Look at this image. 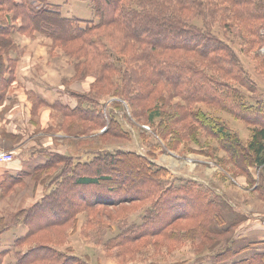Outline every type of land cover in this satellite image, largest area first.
<instances>
[{
  "label": "trees",
  "instance_id": "16d2710c",
  "mask_svg": "<svg viewBox=\"0 0 264 264\" xmlns=\"http://www.w3.org/2000/svg\"><path fill=\"white\" fill-rule=\"evenodd\" d=\"M88 1L98 22L67 17L62 7L50 0H0V13H8L0 18V102L16 78V61L14 67L8 64V55L18 49L14 34H44L78 63L79 78L95 77V97L84 98L75 108L55 103L68 121L64 124L68 133L77 130H73L75 122L69 121H82L88 132L79 129V135L108 125L107 135L112 138L128 136L112 108H105L96 98L112 94L127 101L136 121L152 124L170 145L197 141L200 132L217 138L233 165L254 182L259 170L264 172V95L258 94L256 82L235 49L211 28L217 19L223 21L224 26L237 31L248 51L256 50L264 58V0ZM200 16L204 27L192 23ZM228 19L232 22L227 23ZM18 21L22 24L16 25ZM116 102L114 110H124L122 102ZM201 104L225 111L252 127L250 139L244 143L221 118L199 109ZM96 137L74 143L102 142ZM79 153H52L37 169L59 170L43 198L28 209L1 216L0 236L20 224L28 229L14 242L12 264H85L82 257L55 247L61 237H67L66 229L76 228L81 214L88 215L87 230L97 235L113 233L105 248L118 249L121 256L144 241L159 248L160 238L169 243L210 241L206 251L219 239L231 236L223 250L211 253L214 263L264 264V234L240 243L236 232L243 219L238 213L229 216L228 196L191 179L169 183V169L136 152L99 148L95 153ZM83 157L89 160L81 161ZM21 181L24 179L7 176L2 194ZM258 187L264 200V186ZM123 203L141 205L116 224L102 220V209ZM137 214L141 222L131 223ZM182 220L191 227L175 224ZM256 245L263 246V252L251 251ZM247 251L249 257L238 258ZM9 253L8 249L0 252V264Z\"/></svg>",
  "mask_w": 264,
  "mask_h": 264
},
{
  "label": "rangeland",
  "instance_id": "374dc122",
  "mask_svg": "<svg viewBox=\"0 0 264 264\" xmlns=\"http://www.w3.org/2000/svg\"><path fill=\"white\" fill-rule=\"evenodd\" d=\"M66 1L50 0V4L61 5L62 13L65 16H73L83 21H99L88 0ZM4 15L6 17L8 13L6 11L0 13V18ZM228 22L231 23L232 21L228 19ZM192 23L204 27V18L201 16L197 19L195 18ZM21 24L22 21L16 23V25ZM238 25L236 23V27ZM211 29L212 33L219 35L235 49L250 77L256 82L258 94L264 95V58L258 56L254 48V52L248 51L247 45L238 35L237 31L224 26L223 21L217 19L216 22H213ZM14 39L18 45V49L8 55L11 58L8 64L14 67L16 61L17 72L18 60L14 56H22L24 61L20 64L26 67L30 80L25 82L22 87H16L14 85L15 81L11 83L5 98L0 102V136L4 140L3 145L0 146V154L5 155V158L10 154L13 155L9 161L0 159V165L17 164V158H15L14 154L15 150L20 152V150H24L25 148L37 147L39 145L35 144L42 141L52 145V148L60 150L61 154L64 155L69 154L71 150L79 151V154L85 150L95 153L99 151V148L110 151L124 150L136 152L144 156L148 161L169 169L172 172L169 177V183L179 184L184 179H191L198 182L205 189H211L232 199L236 206H240V210L230 203L229 211H231V215L229 216L231 217L233 214L238 213L243 219V222L237 227L238 232H236V236L240 238V243H244L245 240L248 241L244 236V231L250 225L249 223L253 219L252 215H264V200L259 194L260 190L258 187L264 186L263 171L259 170L254 182L248 180L243 172L233 165L230 154L219 145L218 139L209 137L204 132H200L197 141H185L184 143H173L170 145L168 140H164L152 124L146 121L142 123L136 121L130 112V106L127 101H123L118 96L112 94L96 98L100 100L102 106L105 108H112L113 113L115 112L121 123L123 122L126 131L130 133L128 136L112 138L107 135L108 125L102 128H94L93 133L89 135H79V129L84 130L83 133L88 132L85 127L86 123L82 121L80 123H78L79 121H69V123L75 122L76 128L73 130L77 129V133H68L64 129V124L67 125L68 121L65 122V117L60 113V106L56 105V102L52 103V100L54 101L55 98L54 95L56 92H61L66 103H57H61L62 107L75 108L84 98L95 97L94 92H92L95 77L90 74L83 79L79 78L77 75L78 63H75L70 58L65 49L57 46L52 38L44 34L36 32L33 34L15 33ZM21 43L24 44V47H21L23 51L19 45ZM35 45L39 47L37 48ZM116 52L119 53L118 48H116ZM9 71L10 69L6 74L8 77L10 75ZM41 86L48 87L51 95L49 103L42 98L38 99L37 96H34L36 94L32 92L33 88ZM108 90L111 93L112 90ZM248 94L251 96V93ZM116 101L122 102L124 110H114ZM175 101L180 102V99L177 98ZM198 108L208 115L221 118L220 120L227 124V128L236 133L244 143L250 139L252 127L243 121L235 119L225 111L205 104L199 105ZM93 136H97L96 138L102 140V142L95 144L92 141L89 142V145L87 143L79 145L74 143L87 140V138ZM80 160L88 161L89 158L83 157ZM40 166L42 164L37 165L33 173L37 174L38 181L44 182L45 188H47L54 177L59 174V170L52 169L47 172L46 170L38 172L37 169ZM25 173L27 175L33 174L31 172H23L20 175L12 176L24 179ZM21 186V184L17 185L15 189L4 195L5 200L0 204V218L8 214L6 211L13 212L11 209L14 208L16 210L30 208L45 195V192L36 193V190L33 191L32 196L14 195L16 190ZM25 189H22L21 193ZM27 191L30 192L32 189L28 188ZM140 205L139 203H123L118 206H111L107 210L102 209V220L105 223L116 224L123 218L124 214L130 213ZM87 217V214H81L76 228L70 231L66 229L67 237H61L57 245H55L63 253L75 254L82 257L85 264H216L213 261L214 259L210 257L212 256L211 253L218 249L223 250L226 242L231 239V236L229 239H219L214 247L207 248L205 251L206 244H211L210 241L196 243L183 240L184 242L171 241L169 243L160 238L159 240L162 245H159V248H156L153 243L144 241L135 246L136 250H129V252H126L129 254L121 256L118 249L108 250L105 248L106 241H110L113 233L106 231V233L97 235L93 230H87ZM134 222H141L140 215L137 214L131 217V223ZM175 224L177 226L180 225L182 228L191 227L190 223L183 220L177 221ZM27 231V227L20 224L0 236V252L7 249L11 251L6 257L4 264L15 262L13 252L16 251V247L14 241L18 237L24 236ZM59 236L62 235L59 234ZM49 239L47 238V240ZM254 247L255 250L251 251L263 252V246L256 245ZM234 248L238 249L239 247ZM122 254L125 253L122 252ZM249 254L250 251L240 253L238 258H247ZM219 264H231V261Z\"/></svg>",
  "mask_w": 264,
  "mask_h": 264
},
{
  "label": "crops",
  "instance_id": "0c3cea01",
  "mask_svg": "<svg viewBox=\"0 0 264 264\" xmlns=\"http://www.w3.org/2000/svg\"><path fill=\"white\" fill-rule=\"evenodd\" d=\"M68 2V0L66 1ZM61 6V5H60ZM62 7V6H61ZM64 15V13H63ZM68 17V16H67ZM73 17V16H71ZM70 17V18H71ZM35 44H39V43H35ZM20 48L24 47L23 43L19 44ZM31 45V44H30ZM35 47H39L38 45H35ZM21 50L23 51V49L21 48ZM24 56V55H23ZM14 58H16L18 60V70L16 72V80L14 82V85L16 87L20 86H24V83L30 80V76L29 74L26 72V67L24 65H21L20 63H23L24 58H22V56H17L15 55ZM32 92L37 96L38 99L42 98L43 100L47 101L48 103L50 102V92L48 90L47 86H41V87H36L32 89ZM54 101L52 100V103H57V102H62V103H66L64 101V98L61 94V92H56L54 95ZM44 124V122H43ZM3 138L0 136V146L3 145ZM26 141V140H25ZM35 145H39L37 147H33V148H25L24 150H20V152H17L16 150L14 151L15 153V158L17 164L14 165H7V164H2L0 165V204L5 200L4 199V195L2 194V190H3V182L6 180V177L9 175H20L23 172H31L33 173L35 170V167L37 165H41V164H45L48 162V158L50 157V155L52 153L58 152V153H62L60 152V150L52 148V145L47 144L45 141L42 142H37ZM29 146V145H28ZM32 146V145H31ZM67 151V150H66ZM66 153V152H65ZM43 179V178H42ZM22 186L19 187L14 195H24V196H32V194L34 193L33 191L36 190V193L39 192H46L45 188V183L44 182H39L38 181V177L33 173V174H29L27 175L25 173L24 175V181H21ZM18 184V185H19ZM26 188V189H25ZM28 188H31L32 191H27ZM25 189V191H23L21 193V190ZM230 202L232 204H234V207L240 210V206H236V204L233 202L232 199H230ZM11 211H17L15 208L11 209ZM1 212V210H0ZM9 213V211H6ZM252 220L250 221V225H248L247 229L244 231V236L246 238H260L263 237L264 234V215H259V216H255L252 215ZM15 242V241H14Z\"/></svg>",
  "mask_w": 264,
  "mask_h": 264
},
{
  "label": "built area",
  "instance_id": "2783aa9c",
  "mask_svg": "<svg viewBox=\"0 0 264 264\" xmlns=\"http://www.w3.org/2000/svg\"><path fill=\"white\" fill-rule=\"evenodd\" d=\"M12 157H13L12 154H10L9 156H7L6 158H5V155L0 154V159H1V160L6 159V161H9V160H11Z\"/></svg>",
  "mask_w": 264,
  "mask_h": 264
}]
</instances>
